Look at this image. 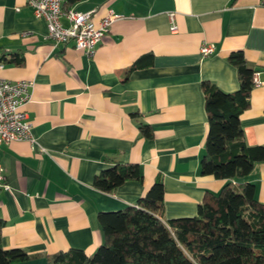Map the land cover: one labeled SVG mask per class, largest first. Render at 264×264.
<instances>
[{"label": "crops", "instance_id": "obj_1", "mask_svg": "<svg viewBox=\"0 0 264 264\" xmlns=\"http://www.w3.org/2000/svg\"><path fill=\"white\" fill-rule=\"evenodd\" d=\"M63 12H108L120 16L93 57L72 43L46 39L43 19L26 0H0V78L32 83L23 107L33 144L0 146L5 188H0L1 246L22 249L29 259L12 264H47V256L69 249L91 255L103 242L99 212L134 205L155 179L163 185V221L190 218L207 192L225 181L202 176L207 133L202 83L224 92L238 87L227 62L241 52L255 71L248 108L239 123L248 146L264 144V6L259 0H59ZM173 14L176 31H170ZM62 25L68 21L62 19ZM213 54L203 57L202 44ZM143 55L151 64L125 71ZM136 113L137 117H132ZM148 125L152 137L140 135ZM107 162L138 164L142 181L113 193L92 186ZM241 182L255 186L264 204V163ZM235 183V182H234Z\"/></svg>", "mask_w": 264, "mask_h": 264}, {"label": "trees", "instance_id": "obj_2", "mask_svg": "<svg viewBox=\"0 0 264 264\" xmlns=\"http://www.w3.org/2000/svg\"><path fill=\"white\" fill-rule=\"evenodd\" d=\"M10 62L20 60L0 57L2 66ZM227 62L237 73L234 92L202 83L207 133L200 173L225 181L221 189L204 195L194 217L163 221V185L157 178L134 205L98 213L103 242L94 253L69 249L48 255L47 264H264V204L257 200L253 184L241 182L256 164L264 163V144L248 146L239 123L249 106L255 71L246 66L241 52L231 53ZM150 64L151 55L139 57L124 79ZM139 132L152 137L148 125L139 124ZM129 181H142L138 164L107 162L92 186L113 193ZM3 226L0 220V264L29 259L22 249L1 246Z\"/></svg>", "mask_w": 264, "mask_h": 264}, {"label": "built area", "instance_id": "obj_3", "mask_svg": "<svg viewBox=\"0 0 264 264\" xmlns=\"http://www.w3.org/2000/svg\"><path fill=\"white\" fill-rule=\"evenodd\" d=\"M26 3L36 18L45 21L46 39L53 46L72 43L74 49L87 57L94 56L96 47L110 25L120 18L119 15L108 12L98 22H95L92 12H63L59 0H26ZM259 4L264 6V0H259ZM173 17V14L169 15L171 32H175L177 29ZM63 18L68 21L67 27L62 25ZM214 50V45L204 43L200 46L199 52L203 57H206L213 54ZM253 86H258L255 75ZM31 87L32 83L28 81L11 82L0 78V146L14 141H27L33 144L31 125L22 110L30 100ZM3 181V170L0 165V188L6 189Z\"/></svg>", "mask_w": 264, "mask_h": 264}]
</instances>
